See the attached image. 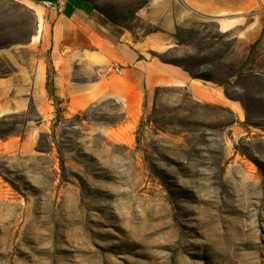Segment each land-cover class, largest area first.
Segmentation results:
<instances>
[{"label": "rangeland", "instance_id": "obj_1", "mask_svg": "<svg viewBox=\"0 0 264 264\" xmlns=\"http://www.w3.org/2000/svg\"><path fill=\"white\" fill-rule=\"evenodd\" d=\"M146 1L93 0L142 32ZM37 31L0 0V78L35 59L53 77ZM232 35L158 56L213 82L157 87L136 114L67 109L27 72L25 104L0 116V264H264V39L246 54Z\"/></svg>", "mask_w": 264, "mask_h": 264}, {"label": "crops", "instance_id": "obj_2", "mask_svg": "<svg viewBox=\"0 0 264 264\" xmlns=\"http://www.w3.org/2000/svg\"><path fill=\"white\" fill-rule=\"evenodd\" d=\"M21 1L36 14L35 45L47 50L55 94L66 100L67 109L110 98L136 114L144 97L160 86L200 93V79L158 56L230 33L248 54L264 39V0H147L134 14L151 28L145 32L112 23L84 0H65L61 14L43 7V0ZM113 65L120 73L103 71ZM29 67L18 64L0 78V116L25 104L27 72L33 73L34 87L46 90L41 59Z\"/></svg>", "mask_w": 264, "mask_h": 264}, {"label": "trees", "instance_id": "obj_3", "mask_svg": "<svg viewBox=\"0 0 264 264\" xmlns=\"http://www.w3.org/2000/svg\"><path fill=\"white\" fill-rule=\"evenodd\" d=\"M86 2H88L95 10L99 11L100 13H102L109 21H111L112 23H115L117 25H121L118 23V21L109 13H106L105 11L99 9L93 2V0H84ZM127 29H130L129 27L127 26H124V25H121ZM150 31V29L148 30ZM255 44H252L250 46V48L254 47ZM167 63H170V64H173V65H176V66H179L181 68H183L185 71H187L189 73V75L192 77V78H196V79H201V80H204V81H212L213 82V77L211 74H209L208 72H204V73H193L192 71H190V69L188 68H184L182 66L181 63H179L178 60H168L166 61ZM45 88L48 92V95L49 97L55 102V103H60L62 102V99L59 98L56 94H55V88H54V85H53V77L50 76V74L47 75V79H46V83H45ZM56 111L58 112L59 111V108L56 109Z\"/></svg>", "mask_w": 264, "mask_h": 264}, {"label": "built area", "instance_id": "obj_4", "mask_svg": "<svg viewBox=\"0 0 264 264\" xmlns=\"http://www.w3.org/2000/svg\"><path fill=\"white\" fill-rule=\"evenodd\" d=\"M41 4L43 7L47 8L48 10H51L52 12L56 14H61L66 5V1L65 0H55V1L43 0ZM103 71L104 72L112 71L118 74L120 73V68L116 65H113L111 67L104 68Z\"/></svg>", "mask_w": 264, "mask_h": 264}, {"label": "water", "instance_id": "obj_5", "mask_svg": "<svg viewBox=\"0 0 264 264\" xmlns=\"http://www.w3.org/2000/svg\"><path fill=\"white\" fill-rule=\"evenodd\" d=\"M233 131L235 134H237V133L241 132V129H239L238 127L235 126V127H233Z\"/></svg>", "mask_w": 264, "mask_h": 264}]
</instances>
